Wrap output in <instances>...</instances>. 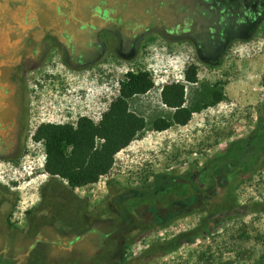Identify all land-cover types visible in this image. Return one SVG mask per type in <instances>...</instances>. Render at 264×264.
Instances as JSON below:
<instances>
[{
	"label": "rangeland",
	"instance_id": "374dc122",
	"mask_svg": "<svg viewBox=\"0 0 264 264\" xmlns=\"http://www.w3.org/2000/svg\"><path fill=\"white\" fill-rule=\"evenodd\" d=\"M0 44V264H264V165L225 208L223 176L198 182L230 141L258 121L264 134V0H0ZM190 63L199 79L226 80L224 100L186 125L146 130L96 183L69 190L43 171L37 124L97 120L138 67L156 87L131 108L148 117ZM12 65L13 88L2 83ZM20 117L21 145L5 128ZM247 152L264 160V139ZM20 162L39 169L23 180ZM168 172L192 174L199 191L161 194L154 176ZM149 245L165 251L139 263Z\"/></svg>",
	"mask_w": 264,
	"mask_h": 264
},
{
	"label": "trees",
	"instance_id": "16d2710c",
	"mask_svg": "<svg viewBox=\"0 0 264 264\" xmlns=\"http://www.w3.org/2000/svg\"><path fill=\"white\" fill-rule=\"evenodd\" d=\"M197 73V64L190 63L183 71L182 80L163 83L159 90L161 109L148 117L131 108L133 98L156 87L151 71L138 67L127 69L118 80L117 95L97 120L80 115L74 122H40L30 137L43 146V171L50 178L65 181L69 190L98 182L101 176L110 171L116 153L141 137L146 130L163 131L174 125H186L193 113L225 99L226 80L199 79ZM261 124L258 121L248 137L230 141L199 169L198 182L202 188L211 187L217 177L223 176L224 183L219 190V202L223 207L225 202L233 204L236 201L235 191L239 183L264 165L263 159L245 161L249 154L247 149L259 145L264 139ZM161 175L156 174L154 179L162 183L163 195L171 192L176 196L184 194L183 197H188L200 189L190 173L175 176L168 172L159 179ZM159 244L154 243V246ZM154 246L149 245L140 252L139 263L165 251Z\"/></svg>",
	"mask_w": 264,
	"mask_h": 264
},
{
	"label": "flooded vegetation",
	"instance_id": "af4514ba",
	"mask_svg": "<svg viewBox=\"0 0 264 264\" xmlns=\"http://www.w3.org/2000/svg\"><path fill=\"white\" fill-rule=\"evenodd\" d=\"M3 45L4 44H0V52L3 50ZM5 46V45H4ZM3 63V62H2ZM18 67H15V66H13L12 65V67L11 68H9V70H8V73H9V75H5V77H4V81L2 82L5 86H11V88H13V79H15V78H17V75H18ZM9 90V88L8 87H4L3 88V93L5 94L7 91ZM2 91V88H0V92ZM11 118H13V115L11 116ZM1 126L2 125H0V130H2L3 128H1ZM5 128H8L9 130H11L12 129V131H13V134H12V136L14 137V139H17V143L18 144H22V141L21 140H23V130H24V127H25V121H24V119L23 118H16V119H14V121H12L11 123H10V125L8 126V124H5ZM12 126V127H11ZM18 151V150H17ZM19 160V159H18ZM12 161L13 162H15L16 161V159H12ZM19 170H21V169H23L24 170V172L26 171V173H28L27 175H24L23 177H21L23 180L26 178V177H28V175H32L34 172H36V170L37 169H39V168H35L34 169V171H30V170H26V168H25V164H22V162H20L19 163ZM27 167H30V165L29 164H27ZM21 176V175H20ZM30 178V177H29ZM10 179H12V180H16V181H19L20 180V178L19 177H16V176H14V177H10Z\"/></svg>",
	"mask_w": 264,
	"mask_h": 264
}]
</instances>
